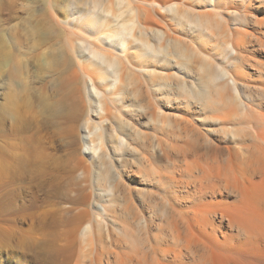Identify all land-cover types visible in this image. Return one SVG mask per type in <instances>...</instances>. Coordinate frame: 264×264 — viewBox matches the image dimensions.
I'll use <instances>...</instances> for the list:
<instances>
[{
  "label": "bare ground",
  "instance_id": "bare-ground-1",
  "mask_svg": "<svg viewBox=\"0 0 264 264\" xmlns=\"http://www.w3.org/2000/svg\"><path fill=\"white\" fill-rule=\"evenodd\" d=\"M75 1L76 22L68 16L72 0L53 1L55 7H63L64 2L62 10L67 14L56 23L67 22L71 27L65 53L61 49L56 55L64 66L57 70L55 62L56 74L50 80L56 88L53 93L49 94L42 78L36 100L31 98L10 54L0 53L5 74L0 82V122L4 127L12 120L31 122L37 134L20 138L18 152L8 141L16 133L1 134L0 173L8 175L17 168L22 174L33 165L37 186L60 193L62 179L79 171L85 180L93 174L91 208L103 209L105 216H99L109 228L91 222L84 209L65 219L49 210L43 219V227L53 235L59 225L70 226L78 264H212L211 242L244 250L264 247V151H168L171 114L165 111L181 100L194 99L206 114L215 113L229 97L233 101L229 114L232 111L234 116L243 108L239 99L229 96L224 70L250 90L255 91L259 83L264 86L263 75L251 76V71L264 72V62L259 60L264 57V0ZM231 14L237 20L234 26ZM78 43L88 44V56ZM230 46L235 54L228 58ZM71 66L75 68H66ZM171 70L188 74L190 85L179 74L172 94ZM175 73L172 76L177 77ZM10 78L19 81L20 97L11 91ZM89 82L96 99L101 94L94 108L87 100L92 97ZM248 105L246 117L247 113L256 120L261 117ZM176 116L181 124L190 123L187 115ZM61 143L80 144L92 159H76V150H69L65 157L58 155L55 151ZM102 184L113 189L106 208L100 204L104 194L97 188ZM132 184L147 186V192L133 191ZM85 194L82 206L87 204ZM133 195L137 204L131 201ZM143 195L149 196L148 201ZM116 200L124 201L126 217ZM133 226V239L126 240Z\"/></svg>",
  "mask_w": 264,
  "mask_h": 264
},
{
  "label": "rangeland",
  "instance_id": "rangeland-1",
  "mask_svg": "<svg viewBox=\"0 0 264 264\" xmlns=\"http://www.w3.org/2000/svg\"><path fill=\"white\" fill-rule=\"evenodd\" d=\"M50 1L51 0H0V53L8 52L10 54L12 62H15V67H18V70L21 73V76L18 78L27 82L30 97L35 100L37 97L36 95H38V89L42 86V78L47 81L46 85L49 94L53 93L56 89L50 81L56 74L54 72V69L56 68L55 62L58 64L57 70L64 66L63 64H60V61H56V57H58L56 55L61 49H63V51L65 50V40L71 31V27L68 26L67 22H62L61 24L56 23V20H61L63 17L65 18V15H67L66 12H63L65 3L62 2V5L64 4L63 7L60 6L61 2L59 3L60 5L58 4L59 7H55V4L57 3L53 2L54 0ZM72 1L74 3L72 2L71 4L72 8L70 6L68 16L69 20H74V22H76L75 20L79 17V14L76 15L77 9L75 7H77V3L75 0ZM52 2L54 4H50ZM73 4L75 7H73ZM80 6L86 7V4H81ZM58 8L59 10H57ZM124 9L125 8L123 7V10ZM98 11L102 13L101 9ZM234 17L235 14H231L233 21L231 26L237 24V20L234 21ZM236 19L238 18L236 17ZM119 20L121 22L122 19L120 18ZM72 21L71 23L74 24ZM78 45L84 49L85 56H88V44L78 43ZM228 48L230 49L231 46L227 47V49ZM232 50L233 49L231 48V50L228 51L230 53L227 52L228 58L235 54L233 53L234 50ZM116 53L123 56V54L119 52ZM72 56V61L77 63L78 60L75 55L72 54ZM260 58L261 59L259 60L264 62V57ZM66 68H68V70H73L75 67L71 66ZM217 69L220 70L221 68L218 66ZM173 73H175L173 70L169 71V75H171L169 81H172L169 82L172 86V94L175 93L174 90L176 87L174 84H177V78L179 77V74H181L180 72H176L175 74L178 73V75L177 77H174L172 76ZM260 74L264 77V72L259 73L251 71L253 79L258 77ZM4 75V71L1 67L0 82H2ZM184 75L186 76L188 74L182 73L179 78L181 79V76H183V78H186L185 80L189 79L187 82L189 81L188 85H190V81L192 79L187 78V76L184 77ZM222 79L225 82V85H227L228 88L230 87L229 93L231 92V94H229V96L233 95L237 100L239 99L237 103L239 105L241 104L243 109L241 111L237 109L239 113L237 111V113L233 116L232 111L229 114V109L233 104V101L230 100L231 98L226 97L224 101H221L219 98H215L216 96H212L213 99L218 102L221 101L219 103L218 112H215L217 115L215 113L206 114L203 108L200 107L201 105L194 99L181 100L180 104L178 102V104L171 105L170 110L165 109V111L168 113L170 112L171 114H169L171 117L169 124L171 126L169 125V131L167 130L168 135L171 138L169 136L166 137V142L168 141L167 144L170 143L169 145L171 146H168V151H264V118L262 116L264 115V100L262 98L264 86L259 83L255 86L257 87L255 91L250 90V88H246L243 84L241 85L235 83L232 77L225 70L222 72ZM112 81L113 80H111V83H113ZM88 84L92 97L88 96L87 100L89 102L91 99V103L94 108L98 105V102L96 104V101L101 97V94L99 93V96L96 99L95 91L91 88V83L89 82ZM9 86L11 91L15 92L19 97L21 96V87L18 80L10 78ZM248 96L253 98L252 102L249 100ZM172 97L173 96H171V99ZM172 100H174V97ZM246 105L250 107L253 106V110L261 114V117L257 116L256 120L255 118H252L249 113H247L249 117H246V113H244ZM256 105H260L261 108L254 107ZM19 111L22 113L24 112V109H20ZM242 111L243 113L241 114ZM176 114L180 116L187 115L190 122L189 124L191 125L188 124L186 127L185 124H181L179 120L180 118L177 117ZM211 115L212 117H210ZM217 116H219V118H217ZM190 120L193 121V123ZM15 121L12 120L8 123L5 122L7 123L5 127L0 122V129H3V132L2 130L0 132V140L2 138L1 134H3L4 131L8 134H10V132L16 133L15 136L13 135V138L9 137L8 141L18 152L20 151V138L33 137L37 136V134L34 123H26L22 120ZM193 129H195V131ZM196 132L199 133V136H197ZM192 134H195L193 135L194 138H191L193 137ZM188 135L189 138H187ZM190 140L196 144V146L194 144L193 148H191L192 142ZM1 142L2 140L0 143ZM172 143H174L173 146L171 145ZM208 144L210 145L208 146ZM174 146L176 149H174ZM178 148H182L183 150H179ZM188 148L189 150H187ZM157 149L155 151H161L160 149ZM69 150H76L73 152L77 153L76 159L78 160L83 158L84 160L87 159L90 161L92 159L90 158V153H88V151L80 148V144L71 147L65 143H61L55 152L58 155L65 157ZM98 154L99 151H97L94 156H97ZM160 163L161 162H157V165H160ZM33 170L34 166L28 165L24 168V170H22V174L20 173L21 170H18L17 168L11 173H8V175L0 173V264H78L77 244L74 243L69 231L70 226H66L64 224L59 225L56 229L55 235H53L48 229L46 230L43 227V222L45 221L43 219L49 210H54L56 214H58V219H65L66 217L77 213L79 210L84 209L89 213L91 222L94 221V224L100 223L105 228H109V225H106V223L101 219V216H99L102 214V217L105 216L103 209L99 207L100 209L96 211L91 208V195L94 194V191L92 190L93 184H90L92 183L94 176L91 173L90 177L85 180L81 178L82 176L79 171L73 174L72 177L64 178L58 183L59 187L64 190L60 193L56 191L57 189L53 190L52 187L48 188L49 186H46L47 188H39L37 186V181L34 179ZM134 184H132V186H134ZM100 185H98L99 187L97 188L104 194V200H102L100 204L106 208V206L109 205V202L107 203V196H112L111 193H113V189L107 185L105 186L102 184L104 187ZM138 187L134 186L135 189L133 188V191L139 189L147 192V186L138 185ZM84 190L86 194L83 193ZM84 194L87 195V204L82 206L81 199ZM145 194L149 195L148 193ZM136 198V195L135 197L133 195L134 201L133 199L131 201L135 203L137 201ZM143 198L148 201L149 196H144ZM120 200H116V202H118L117 204H120ZM132 202L131 205H127L128 210H130L129 208L132 206ZM123 204L121 207L126 206ZM120 205H117L116 207L119 208ZM121 207L119 208L120 211L119 209L118 211H122L120 213L122 215L124 212L123 210H126V207L125 209ZM147 212L148 210H146V214ZM250 212L253 215L255 214V211ZM124 214L125 213H123V215ZM110 228H112L111 225ZM126 233L128 236L126 240H129V238L132 240L135 234V227H131ZM262 248L264 247L256 246V248L253 247L251 250H244L241 248L237 249L236 247L230 248L224 244L220 245L215 242L209 243L208 246V249L212 251L210 256L212 264H264V249L262 251Z\"/></svg>",
  "mask_w": 264,
  "mask_h": 264
}]
</instances>
